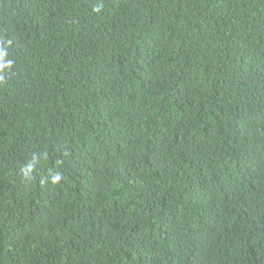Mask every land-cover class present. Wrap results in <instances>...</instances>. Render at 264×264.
<instances>
[{"label":"trees","instance_id":"1","mask_svg":"<svg viewBox=\"0 0 264 264\" xmlns=\"http://www.w3.org/2000/svg\"><path fill=\"white\" fill-rule=\"evenodd\" d=\"M0 264H264V0H0Z\"/></svg>","mask_w":264,"mask_h":264},{"label":"clouds","instance_id":"2","mask_svg":"<svg viewBox=\"0 0 264 264\" xmlns=\"http://www.w3.org/2000/svg\"><path fill=\"white\" fill-rule=\"evenodd\" d=\"M94 242H95V240H94Z\"/></svg>","mask_w":264,"mask_h":264}]
</instances>
